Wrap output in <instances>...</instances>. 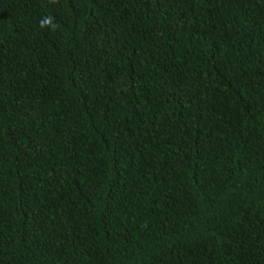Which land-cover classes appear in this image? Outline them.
I'll use <instances>...</instances> for the list:
<instances>
[{
    "label": "trees",
    "instance_id": "trees-1",
    "mask_svg": "<svg viewBox=\"0 0 264 264\" xmlns=\"http://www.w3.org/2000/svg\"><path fill=\"white\" fill-rule=\"evenodd\" d=\"M0 264H264V0H0Z\"/></svg>",
    "mask_w": 264,
    "mask_h": 264
},
{
    "label": "clouds",
    "instance_id": "clouds-1",
    "mask_svg": "<svg viewBox=\"0 0 264 264\" xmlns=\"http://www.w3.org/2000/svg\"><path fill=\"white\" fill-rule=\"evenodd\" d=\"M39 27L40 28L48 27L51 30L55 31L59 27V25L54 22V18L52 16H45L40 19Z\"/></svg>",
    "mask_w": 264,
    "mask_h": 264
}]
</instances>
